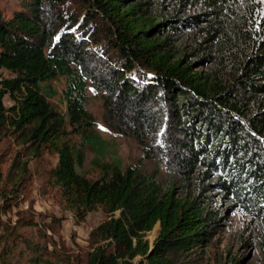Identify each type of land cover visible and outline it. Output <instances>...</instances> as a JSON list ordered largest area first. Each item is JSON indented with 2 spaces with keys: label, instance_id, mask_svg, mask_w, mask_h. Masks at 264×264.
<instances>
[{
  "label": "trees",
  "instance_id": "trees-1",
  "mask_svg": "<svg viewBox=\"0 0 264 264\" xmlns=\"http://www.w3.org/2000/svg\"><path fill=\"white\" fill-rule=\"evenodd\" d=\"M228 2L0 6V135L30 155H56L48 180L76 215L97 207L108 215L90 231L85 264H194L223 218L208 190L264 220V12L246 32L226 34ZM194 28L193 55L215 54L208 72L178 47ZM207 60L200 54L196 62ZM89 85L101 94L105 127L137 142V160L123 164L100 134L87 109ZM87 150L93 177L81 171ZM21 192L19 181L0 191L1 210ZM157 222L150 244L145 235Z\"/></svg>",
  "mask_w": 264,
  "mask_h": 264
},
{
  "label": "rangeland",
  "instance_id": "rangeland-1",
  "mask_svg": "<svg viewBox=\"0 0 264 264\" xmlns=\"http://www.w3.org/2000/svg\"><path fill=\"white\" fill-rule=\"evenodd\" d=\"M19 0H0V6L11 8ZM228 8L224 10L226 34L231 29L246 32L250 19L257 20L264 12V0H228ZM167 3H172L167 1ZM200 7L188 9L186 14L199 12ZM172 13L168 6L164 10ZM253 11V13H252ZM185 15V14H184ZM204 25L199 21L198 27ZM235 25V27H234ZM197 27V28H198ZM234 27V28H233ZM187 30L181 36L178 47L187 54V61L195 69L208 72L213 69L215 54L212 49L193 55L196 44L193 33ZM211 55L213 60L196 62L197 57ZM182 54H179V57ZM9 76V72L3 71ZM57 89L62 81L55 82ZM89 102L87 109L93 114L100 134L112 141L123 164L131 163L140 156V147L132 137L123 136L107 129L103 123L102 97L87 89ZM4 104L11 103L8 96ZM26 146L20 145L11 134L0 135V191H8L12 184L19 181L21 196L11 206L0 208V264H85L94 243L91 242L90 231L107 214L97 207L87 212L82 218L65 206L59 189L48 180V170L56 161V155L43 151L39 155L27 153ZM93 154L86 151V158L81 171L93 177L97 170L91 163ZM20 166V169H17ZM211 195L209 205L218 209L223 215L214 236L196 251L194 264H264V220L257 219L238 208L224 197L217 196L216 190H208ZM3 227V228H2ZM7 228L12 235H7ZM159 223H155L145 238L152 244Z\"/></svg>",
  "mask_w": 264,
  "mask_h": 264
}]
</instances>
